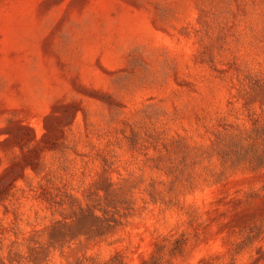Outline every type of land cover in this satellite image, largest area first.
<instances>
[{"label": "rangeland", "instance_id": "374dc122", "mask_svg": "<svg viewBox=\"0 0 264 264\" xmlns=\"http://www.w3.org/2000/svg\"><path fill=\"white\" fill-rule=\"evenodd\" d=\"M0 264H264V0H0Z\"/></svg>", "mask_w": 264, "mask_h": 264}]
</instances>
